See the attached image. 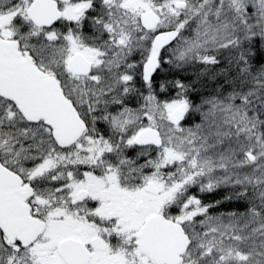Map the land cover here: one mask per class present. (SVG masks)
<instances>
[{"label":"snow or ice","instance_id":"snow-or-ice-1","mask_svg":"<svg viewBox=\"0 0 264 264\" xmlns=\"http://www.w3.org/2000/svg\"><path fill=\"white\" fill-rule=\"evenodd\" d=\"M0 264H264V0H0Z\"/></svg>","mask_w":264,"mask_h":264}]
</instances>
